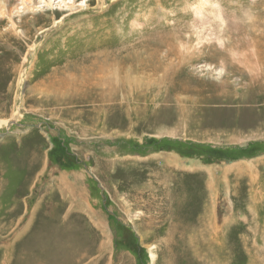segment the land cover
I'll use <instances>...</instances> for the list:
<instances>
[{
	"label": "rangeland",
	"instance_id": "rangeland-1",
	"mask_svg": "<svg viewBox=\"0 0 264 264\" xmlns=\"http://www.w3.org/2000/svg\"><path fill=\"white\" fill-rule=\"evenodd\" d=\"M199 2L0 0V264H196L211 195L222 261L264 264V74L229 54L264 73V0Z\"/></svg>",
	"mask_w": 264,
	"mask_h": 264
},
{
	"label": "bare ground",
	"instance_id": "bare-ground-1",
	"mask_svg": "<svg viewBox=\"0 0 264 264\" xmlns=\"http://www.w3.org/2000/svg\"><path fill=\"white\" fill-rule=\"evenodd\" d=\"M205 3V0H200V2L198 3V5H195V6H193V11L196 13V15L198 16V18H200V20H202L203 18H206V13H205V10H204V8H203V4ZM211 5H214V4H212L211 3ZM210 13H212V14H215V15H213V17L215 16V17H217L218 19L220 18V17H218L219 15H221V12H220V10H218L217 8H212L211 10H210ZM202 31L203 30H201V32L200 33H202ZM213 36V35H212ZM211 36V34H209V35H207V36H205V37H202V36H199L198 38H197V41H198V43L199 42H202V41H204V40H210V39H214L219 45H223V38L222 37H220V36H213L212 37ZM181 48H183V47H181ZM250 49V48H249ZM185 50V49H184ZM255 50V49H254ZM253 50V48H251L250 49V51L249 52H239V50H237V49H231L230 51H229V54H230V56L233 58V59H235L239 64H241L245 69H247L250 73H252V74H254L255 76L251 79V81L252 80H256V79H260V76L262 75V74H264V73H262L263 71H262V69H260V67H259V64H260V60H259V58L256 56V51L255 52H253L252 53V51H254ZM262 66V65H261ZM261 70V71H260ZM257 82H258V80H256ZM260 82V81H259ZM6 124L7 123V120H4V121H0V126L2 125V124ZM177 159V158H176ZM184 167V166H183ZM164 176V177H163ZM160 175V176H157L156 177V179H160V178H162V180L163 179H166L167 180V178H166V176L165 175ZM158 177H160V178H158ZM64 181V183H66V181L65 180H63ZM214 181V180H213ZM163 182V181H162ZM213 183V182H212ZM212 183H210V184H212ZM164 185H166L165 183H164ZM155 188V187H154ZM165 189H163L164 191H166L167 190V186H165L164 187ZM142 188H140V190H141ZM165 202V201H164ZM149 204H150V206H151V208L152 209H156V210H158L159 212H162V211H170L167 207H166V204L164 205V208H162L161 207V205H159V204H156L154 201L153 202H149ZM214 205H216V196L214 195V196H212L211 195V208L209 207V212L208 213H206V214H209V216H207V218L205 217L204 219H206L207 221V224H204L203 222H202V219H201V217L199 216L198 217V219H197V222L195 223V226L193 227V230H195L196 229V227H198L200 224L201 225H206V227H207V229H208V231H207V233H208V237H207V239H205L208 243H209V245H210V247H208L209 249H211V254H209L208 253V251H207V249L205 248V249H203L202 250V248H196V249H194L192 252V258L193 259H195V262H196V264H231V262L230 261H227V262H223L226 258H227V255H226V248L224 249V251L223 250H221V249H218V248H220V244H221V242L219 241V239H217V240H215V235H212V234H214V231L211 229V228H209V226H211V221H213V220H216V218H215V214H214ZM158 212V213H159ZM173 218H174V216H173ZM230 221V218H227L226 217V221ZM205 221V220H204ZM231 222V221H230ZM231 224V223H230ZM178 228H176V227H172L171 229H169V232H168V234H169V236H172L173 235V233L177 230ZM186 229H187V227H186V225H184V227H183V229H182V231L180 230V232L182 233L181 235H182V238H181V240H182V243L184 242L185 243V241H186ZM214 237V242H212V241H210V238L211 237ZM189 242H190V240H188ZM168 243H169V240L167 241ZM187 245V244H186ZM214 247H215V251H214ZM218 247V248H217ZM151 249V256H152V258L153 259H155V257H156V251H155V248H154V246L153 247H151L150 248ZM167 250H168V248H166ZM185 250H188L189 251V248H188V246H186L185 247ZM41 252V251H40ZM220 252V254H218ZM228 253H229V251H227ZM222 253H224V255H223V258H222ZM41 258V257H40ZM39 258V259H40ZM223 260V261H222ZM42 262V261H41ZM171 263H172V261H171ZM174 264V263H173Z\"/></svg>",
	"mask_w": 264,
	"mask_h": 264
},
{
	"label": "trees",
	"instance_id": "trees-1",
	"mask_svg": "<svg viewBox=\"0 0 264 264\" xmlns=\"http://www.w3.org/2000/svg\"><path fill=\"white\" fill-rule=\"evenodd\" d=\"M160 142L155 141L153 143ZM152 142H145L141 145H134L133 149H137L139 147L143 146H150ZM187 146V149L190 150V152H193L194 145L192 143L185 144ZM169 146V145H167ZM201 148V152L205 153L208 157H212L213 159H222V158H231V151H233V147H224V148H210L204 145H196ZM134 239V238H133ZM133 241V240H132ZM129 247V246H127ZM138 251V250H137Z\"/></svg>",
	"mask_w": 264,
	"mask_h": 264
},
{
	"label": "water",
	"instance_id": "water-1",
	"mask_svg": "<svg viewBox=\"0 0 264 264\" xmlns=\"http://www.w3.org/2000/svg\"><path fill=\"white\" fill-rule=\"evenodd\" d=\"M11 124V121L8 123V125H10Z\"/></svg>",
	"mask_w": 264,
	"mask_h": 264
}]
</instances>
